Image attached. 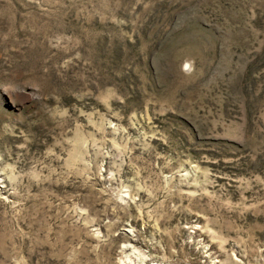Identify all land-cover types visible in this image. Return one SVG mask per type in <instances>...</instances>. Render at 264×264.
<instances>
[{"label":"rangeland","instance_id":"1","mask_svg":"<svg viewBox=\"0 0 264 264\" xmlns=\"http://www.w3.org/2000/svg\"><path fill=\"white\" fill-rule=\"evenodd\" d=\"M0 264H264V0H0Z\"/></svg>","mask_w":264,"mask_h":264}]
</instances>
